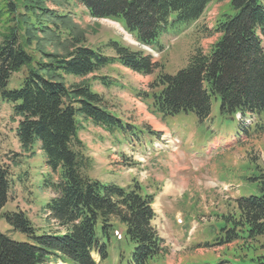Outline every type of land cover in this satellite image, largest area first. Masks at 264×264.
Wrapping results in <instances>:
<instances>
[{"label":"trees","instance_id":"trees-1","mask_svg":"<svg viewBox=\"0 0 264 264\" xmlns=\"http://www.w3.org/2000/svg\"><path fill=\"white\" fill-rule=\"evenodd\" d=\"M49 1L56 3L4 0L0 99L12 105L17 118L15 138L23 151L19 155L34 157L39 152L43 157L42 171L32 175L28 165L17 180L26 186L32 179V186L51 191L42 213L54 222L56 231L39 232L24 211H3L11 178L8 167L0 164V218L28 239L16 241L0 232V264H97L94 255L99 262L107 259L109 240L119 225L124 230L118 264H157L167 248L152 223L154 194L143 192L138 183L103 184L91 177L87 170L92 159L81 151L78 138L85 122L110 134H122L126 140L140 137L143 131L113 112L89 80L68 84L67 77L84 78L112 63L150 75L161 65L150 54L118 40L107 43L113 56L85 45L70 12L55 11ZM73 1L93 18L119 21L137 42L154 48L161 46L163 35L197 21L210 2L226 1V12L212 28L217 38L210 49H196L173 74L159 71L145 97L150 100V111L163 120L193 114L202 122L211 116L213 101H218L219 116L229 118L237 112L254 116L253 130L264 132V0ZM62 34H66L64 39ZM46 41L63 52L47 51ZM21 68L22 80L9 88L12 75ZM255 170L245 177L254 185L253 191L239 195L233 210L219 216L215 239L218 246L237 243L235 248L244 253L238 255L239 260L223 258L212 264H264V252L253 255L264 248L252 244L264 237V171Z\"/></svg>","mask_w":264,"mask_h":264},{"label":"rangeland","instance_id":"rangeland-1","mask_svg":"<svg viewBox=\"0 0 264 264\" xmlns=\"http://www.w3.org/2000/svg\"><path fill=\"white\" fill-rule=\"evenodd\" d=\"M55 1H49V6L59 13L70 12L85 45L113 56L114 51L107 43L118 40L150 54L161 65L159 71L169 74L183 68L196 49L203 52L210 49L217 38L212 28L227 7L226 1L210 2L197 21L163 35L161 46L154 48L137 42L117 20L93 18L73 0ZM3 5L4 0H0V10ZM65 37L66 34H62L61 39ZM45 44L47 51L63 52L55 43L46 41ZM35 46L37 48L38 44ZM159 71L142 75L112 63L84 78L67 77L68 84L89 80L92 89L103 95L113 112L143 131L140 137L130 136L126 140L122 134H110L91 123L81 124L78 130L81 151L92 159L87 172L103 184L108 181L121 186L138 183L143 192L154 194L152 223L167 248L166 255L157 264H212L223 258L239 260L238 255H243L244 251L235 248L237 243L215 244L214 238L218 235L215 224L220 215L233 210L235 198L254 189L245 177L256 172V167L264 171V132L249 129V119L240 122L238 127L236 120L221 118L218 101H213L211 117L203 122L193 114L161 119L150 111V100L145 97ZM22 76L23 68L12 75L9 88L17 87ZM16 126L11 104L0 99V164L8 167L11 178L10 196L3 211H24L39 232H54L56 225L42 213V205L52 195L51 191L32 186L31 178L26 186L17 180V175L28 165L32 175L44 168L39 152L34 157L19 155L23 151L15 138ZM177 215L181 216V223L176 220ZM0 232L16 241L28 240L24 234L11 230L4 218H0ZM252 244L264 245V237ZM120 246L119 241L110 240L109 255L102 264H113L115 256L120 254ZM263 252L264 248H260L253 255ZM234 263L254 264L253 261Z\"/></svg>","mask_w":264,"mask_h":264},{"label":"bare ground","instance_id":"bare-ground-1","mask_svg":"<svg viewBox=\"0 0 264 264\" xmlns=\"http://www.w3.org/2000/svg\"><path fill=\"white\" fill-rule=\"evenodd\" d=\"M168 187V186H167ZM60 264H62V263H60Z\"/></svg>","mask_w":264,"mask_h":264}]
</instances>
